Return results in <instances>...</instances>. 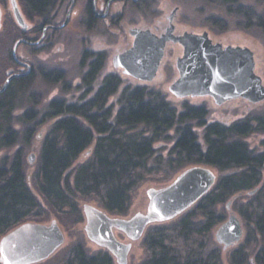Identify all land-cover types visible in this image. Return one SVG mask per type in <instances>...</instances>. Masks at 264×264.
<instances>
[{"label":"rangeland","instance_id":"1","mask_svg":"<svg viewBox=\"0 0 264 264\" xmlns=\"http://www.w3.org/2000/svg\"><path fill=\"white\" fill-rule=\"evenodd\" d=\"M17 2L22 9L23 1L17 0ZM0 6L2 9L0 67L4 66L5 73L8 74L9 66H15L7 62H11L9 54L17 37L10 27L15 28L18 24L11 0H0ZM176 7L178 8L176 25L180 32L203 33L207 31L214 42L251 48L255 53L256 72L264 82V0H234V2L227 0H146L138 7H126L125 16L119 19L117 24L109 26L102 21L99 26L86 29L74 19L72 27L57 32L53 36L52 44L45 49L35 51L25 44H20L18 49L16 47L22 59L26 57L35 66V71L28 79L32 84L18 103L14 114L13 127L18 132V140L12 146L0 150V170H9L16 156H19L26 181L44 208L42 219L29 221L51 223L57 220L66 235V242L62 248L51 258L39 264L60 263L76 244H82L88 255L106 251L87 236L83 206L90 203L108 210L97 197L82 196L74 188L76 169L81 163L92 159L95 143L99 137L87 117L77 115L82 124L92 130L94 141L65 173L63 180V187L75 199L79 213L58 214L50 208L39 191L37 171L41 149L45 139L54 135L52 134L54 126L62 117L53 115L56 110L53 106L55 103L76 105L77 108L85 111L87 116L94 117L93 119L100 122L106 121L115 127L116 117L120 110L131 99L132 94L139 92L143 93L147 101L158 99L168 102L177 114L185 113L188 107L202 108L205 113L202 120L205 124H201L200 119L188 120V123L193 125L198 142L203 149H206L204 131L207 124L218 122L229 125L233 122H249L252 131L235 138L246 142L255 153L264 152V101L251 103L246 99L236 98L223 105H218L211 96L181 98L170 91L171 84L179 77L176 62L177 58L183 55L182 45L173 43L167 45L158 74L152 81L138 80L125 74L122 68H114L113 56L133 42V36L129 32L131 27H145V25L163 21ZM23 16L29 27L37 21L30 15V18L25 14ZM94 67L98 69H93ZM27 72L30 74L29 69ZM111 75L120 78V85L113 94L98 98L99 89L104 85L106 78ZM1 87L0 84V91L3 89ZM118 129L128 130L129 134L139 138H148L154 147V153L148 161L151 172L146 174L144 179L131 191L127 212L115 214L108 211L111 216L130 218L138 212L147 211L150 189L170 184L181 172L193 165L181 167L170 165L169 159L176 156L173 153L177 139L176 126L160 132L144 123L132 128L121 126ZM31 154L36 155L34 162H30ZM206 166L214 170L218 179L242 170L241 168L220 170L211 165ZM249 195L247 191L238 193L214 208L216 225L207 234L206 250H216L221 264H233L232 257L235 250L242 246L248 237H253L252 225H249L240 213ZM195 205L183 214L194 210ZM231 213L240 218L244 234L240 242L225 249L216 239V229L229 218ZM196 214L195 222H206L205 216L199 211H196ZM182 215L161 224H175ZM153 225L155 224L150 225L147 230ZM115 233L118 239L131 242L125 233L118 230H115ZM145 234L141 239L132 242L128 264H141L146 259L148 252ZM250 260L253 262L254 257L251 256ZM114 264H117L115 259Z\"/></svg>","mask_w":264,"mask_h":264},{"label":"trees","instance_id":"2","mask_svg":"<svg viewBox=\"0 0 264 264\" xmlns=\"http://www.w3.org/2000/svg\"><path fill=\"white\" fill-rule=\"evenodd\" d=\"M24 2L27 9L33 11L52 5L54 0ZM120 82L116 76L107 77L97 97L113 94ZM31 84L28 79L15 81L0 92V150L18 140V132L13 127L14 114ZM53 106L56 109L53 115L62 117L54 126V135L48 136L43 143L37 171L39 191L53 211L60 215L79 213L75 199L63 187V180L81 153L93 143L94 134L77 115L87 117L99 137L92 159L76 169L75 191L82 196L97 197L115 214L127 212L130 193L151 172L148 161L154 153L150 139L118 128L144 123L160 132L176 126L177 139L173 147L176 156L169 159L170 165L203 164L220 170H242L220 177L212 190L196 203L195 209L183 214L177 223L151 226L145 234L148 255L141 264H221L216 250H206L207 234L216 225L214 208L244 191L250 195L240 213L252 225L253 237H248L235 250L232 262L264 264V152L255 153L246 142L235 138L252 131L249 122L207 124L204 131L206 149H203L193 125L188 123V120L200 119L201 124H205L202 108L188 107L185 113L177 114L168 102L147 101L143 93L136 92L120 110L113 127L111 123L87 116L76 105L55 103ZM196 211L205 216L206 222H195ZM43 215L44 208L29 187L22 161L16 156L9 170H0V236L23 222L42 219ZM58 264H114V258L107 250L88 255L82 244H76Z\"/></svg>","mask_w":264,"mask_h":264},{"label":"water","instance_id":"3","mask_svg":"<svg viewBox=\"0 0 264 264\" xmlns=\"http://www.w3.org/2000/svg\"><path fill=\"white\" fill-rule=\"evenodd\" d=\"M11 4L17 23L27 28L17 0H11ZM1 21L0 6V28ZM129 32L134 37L133 44L113 58L114 67L122 68L125 74L141 81L154 80L168 43H180L183 55L176 62L179 77L169 88L175 96H211L218 105L236 98L251 103L264 101V82L256 72L255 53L251 48L224 46L221 42H214L207 31H185L176 35L172 23L161 35L139 27H133ZM29 159L34 162L36 155L31 154ZM217 181L211 167L202 164L190 166L170 184L150 189L147 211L130 218L111 216L105 209L86 203L83 206L86 234L106 249L117 264H128L132 242L141 239L150 225L179 217L208 194ZM115 230L125 233L131 242L118 239ZM243 234L242 222L234 213L216 229V239L225 249L240 242ZM65 242V232L57 220L51 223L23 222L1 237L0 264L42 263L60 250Z\"/></svg>","mask_w":264,"mask_h":264},{"label":"flooded vegetation","instance_id":"4","mask_svg":"<svg viewBox=\"0 0 264 264\" xmlns=\"http://www.w3.org/2000/svg\"><path fill=\"white\" fill-rule=\"evenodd\" d=\"M22 1V14H25L28 17L30 15L31 18H35L37 21L33 22V25L31 27L28 26L27 28L21 27L18 23L15 28L10 27L13 32L15 31V36L17 37L15 45L9 54L11 62H7V64L12 63L15 66H9V69L7 70L8 74L5 73L6 69L4 66L3 68H0V80L2 79L0 84L2 86L1 88L6 86L5 90H7V88L15 81H25L29 79L31 73L35 71V66L30 63L26 57L22 59V56L18 54L17 49L20 44H25L35 51L45 49L52 44L53 36H55L57 32L72 27L74 19H76V22L79 21V24L86 29H93L94 27L99 26L102 21H105L109 26L117 24L118 20L125 16L126 7H138L146 0H54L52 5L50 4L33 11L27 9L24 0ZM177 12L178 8L176 7L163 21L139 28L150 29L154 33L161 35L167 31L172 23L175 26V34L180 35L185 31L180 32L177 29ZM18 42L20 43L17 45V49H15ZM132 44L133 42L125 49L129 48ZM125 49L117 51V53L122 52ZM28 69L30 70V74L27 72ZM8 79H10V82H8ZM3 91L1 90L0 92Z\"/></svg>","mask_w":264,"mask_h":264}]
</instances>
